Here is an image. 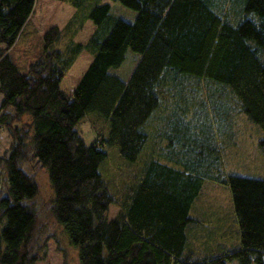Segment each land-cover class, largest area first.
Segmentation results:
<instances>
[{
    "label": "trees",
    "instance_id": "16d2710c",
    "mask_svg": "<svg viewBox=\"0 0 264 264\" xmlns=\"http://www.w3.org/2000/svg\"><path fill=\"white\" fill-rule=\"evenodd\" d=\"M60 1L79 7L85 0ZM35 4L0 0V130L11 138L9 154L0 156V264H36L40 258L31 205L38 186L23 168L29 159L47 169L51 215L77 249L79 264H264L263 179L227 178L240 245L193 259L183 253L200 176L153 163L134 188L135 179L124 187L127 200L108 219L117 198L99 172L106 144L137 162L151 114L174 97L168 71L225 83L264 132V0L101 3L89 17L96 26L113 27L71 92L61 81L83 45L66 58L53 48L58 27L44 33L42 50L26 72L11 57ZM88 112L110 124L108 135L90 144L77 130ZM24 115L30 122L19 125ZM260 146L264 150V138Z\"/></svg>",
    "mask_w": 264,
    "mask_h": 264
},
{
    "label": "rangeland",
    "instance_id": "374dc122",
    "mask_svg": "<svg viewBox=\"0 0 264 264\" xmlns=\"http://www.w3.org/2000/svg\"><path fill=\"white\" fill-rule=\"evenodd\" d=\"M104 2L111 0H85L79 7L60 0H36L28 25L10 51L20 71L26 72L30 61L41 52L44 33L58 27L60 38L53 48L66 58L72 56L74 46L83 45L73 55L61 81L62 89L71 92L113 27L109 22L96 26L89 17L93 8ZM0 48L4 45L0 44ZM167 73L174 75L167 80L174 97L169 102L162 100L151 114L144 128L148 139L137 162L124 159L116 145L104 146L107 155L99 172L117 198L115 204H110L107 218L113 219L120 210L119 202L127 200L124 187L135 179L130 185L134 188L138 176L144 175L153 163L189 171L202 178V185L190 206L193 221L186 227L183 255L201 258L240 245V225L226 180L232 175L264 180V150L260 146L264 132L239 106L238 98L225 83L174 71ZM29 119L24 115L19 125L29 123ZM77 130L90 144L99 135H108L110 124L101 115L88 112L77 123ZM10 144L8 132L1 129L0 156L9 154ZM23 168L38 186V194L31 202L37 217L35 243L41 249L36 264H79L77 249L51 215L53 190L47 169L30 159ZM6 175L4 170L2 182ZM5 187L3 184L1 188Z\"/></svg>",
    "mask_w": 264,
    "mask_h": 264
}]
</instances>
